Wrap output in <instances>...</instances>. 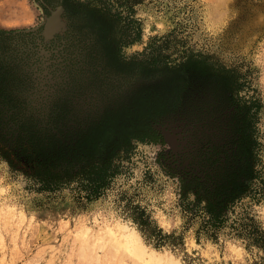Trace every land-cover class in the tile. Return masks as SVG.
Masks as SVG:
<instances>
[{"label": "rangeland", "instance_id": "1", "mask_svg": "<svg viewBox=\"0 0 264 264\" xmlns=\"http://www.w3.org/2000/svg\"><path fill=\"white\" fill-rule=\"evenodd\" d=\"M4 11L18 24L0 25L2 144L32 123L86 129L108 112L137 111L151 94L158 101L144 122L159 138L134 141L121 174L90 203L70 189L38 192L23 164L10 166L0 151V264H158L113 256L109 227L120 224L179 264L262 260L230 229L199 232L181 194L192 174H213V159H233L246 119L264 186V0H10ZM247 202L264 229V201ZM135 209L183 245L148 241Z\"/></svg>", "mask_w": 264, "mask_h": 264}, {"label": "trees", "instance_id": "2", "mask_svg": "<svg viewBox=\"0 0 264 264\" xmlns=\"http://www.w3.org/2000/svg\"><path fill=\"white\" fill-rule=\"evenodd\" d=\"M173 93L170 91L168 97ZM156 98L151 94L142 102L140 99L135 112H108L83 130H45L32 123L12 133L9 146L0 133V151L6 152L4 157L10 166L15 162L23 164L38 192L70 189L78 202L90 203L99 199L121 174L123 161L134 149V141L158 140L157 132L144 122L147 108L156 107ZM172 101L167 100L166 105ZM62 119L56 117L53 121ZM250 125L246 119L233 159H228L219 173L213 169L211 174L203 168L200 175L192 174L193 178L184 183L181 205L186 216L200 219L199 232L214 237L230 229L246 241L248 248L256 247L263 252L257 264H264V229L246 208L247 200L264 201V186L259 184L261 176L255 164L257 142ZM4 141L7 145L2 144ZM133 219L145 238L157 247L184 243L182 236L163 234L162 229L153 226L144 210L135 209Z\"/></svg>", "mask_w": 264, "mask_h": 264}, {"label": "bare ground", "instance_id": "3", "mask_svg": "<svg viewBox=\"0 0 264 264\" xmlns=\"http://www.w3.org/2000/svg\"><path fill=\"white\" fill-rule=\"evenodd\" d=\"M8 1H10V0H1L0 1V25L6 26V27L17 26V24H18L17 18H15V19H7L6 18V14L4 11V5ZM17 14H19V13H17ZM114 229L116 231H114ZM109 234H110L109 238H110V242H111V246H112V248L110 247L111 248L110 252L114 253V255H113L114 257H116L118 255V253L120 254L122 251L124 254H126L129 257L135 256L138 259L143 260L144 262H147V263H148V261L155 260L158 262V264H165V263H167V264H179V262L177 260H175L173 257H170L169 255L161 256L154 251H152V252L149 251L148 247L141 240L140 235L134 229H130L128 226L120 224V225H115L113 227H109ZM97 243H98V241H97ZM98 245H100V248H105L107 246L106 243L103 241L101 243H98ZM82 249H83L82 250L83 251L82 252V258L83 257L93 258L95 255V252H97V250H98L96 245H93L90 249L87 246V249L89 251L87 249H84V248H82ZM148 259H150V260H148Z\"/></svg>", "mask_w": 264, "mask_h": 264}, {"label": "flooded vegetation", "instance_id": "4", "mask_svg": "<svg viewBox=\"0 0 264 264\" xmlns=\"http://www.w3.org/2000/svg\"><path fill=\"white\" fill-rule=\"evenodd\" d=\"M218 149H221V150H222V149H224V148H222V147L219 148V147H218ZM224 151H225V154L229 157V155L227 154L228 152H226L227 150L224 149ZM213 160H214V161H213V164H214V165H217L216 168L214 169V171H215L216 173H219V172H220V169H223V168L225 167V163H224V164H219V162H221L222 159H219V161H218L217 159H213ZM229 160H231V159H229ZM227 161H228V159H227Z\"/></svg>", "mask_w": 264, "mask_h": 264}]
</instances>
